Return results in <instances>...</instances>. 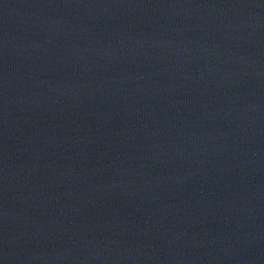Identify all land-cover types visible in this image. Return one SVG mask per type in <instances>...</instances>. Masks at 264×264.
Returning <instances> with one entry per match:
<instances>
[{
  "label": "water",
  "instance_id": "water-1",
  "mask_svg": "<svg viewBox=\"0 0 264 264\" xmlns=\"http://www.w3.org/2000/svg\"><path fill=\"white\" fill-rule=\"evenodd\" d=\"M0 264H264V0H0Z\"/></svg>",
  "mask_w": 264,
  "mask_h": 264
}]
</instances>
